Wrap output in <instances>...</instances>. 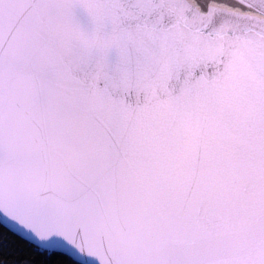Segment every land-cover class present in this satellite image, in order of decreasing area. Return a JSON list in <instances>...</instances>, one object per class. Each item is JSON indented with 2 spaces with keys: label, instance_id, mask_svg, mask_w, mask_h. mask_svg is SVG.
<instances>
[{
  "label": "water",
  "instance_id": "water-1",
  "mask_svg": "<svg viewBox=\"0 0 264 264\" xmlns=\"http://www.w3.org/2000/svg\"><path fill=\"white\" fill-rule=\"evenodd\" d=\"M0 223L79 264H264V0H0Z\"/></svg>",
  "mask_w": 264,
  "mask_h": 264
},
{
  "label": "trees",
  "instance_id": "trees-1",
  "mask_svg": "<svg viewBox=\"0 0 264 264\" xmlns=\"http://www.w3.org/2000/svg\"><path fill=\"white\" fill-rule=\"evenodd\" d=\"M0 264H79L62 253L43 250L0 223Z\"/></svg>",
  "mask_w": 264,
  "mask_h": 264
},
{
  "label": "bare ground",
  "instance_id": "bare-ground-1",
  "mask_svg": "<svg viewBox=\"0 0 264 264\" xmlns=\"http://www.w3.org/2000/svg\"><path fill=\"white\" fill-rule=\"evenodd\" d=\"M14 233V232H13ZM36 246V245H35ZM37 247H39V246H37ZM39 248H41V249H43V250H46V251H50V252H53V251H51V250H48V249H44V248H42V247H39Z\"/></svg>",
  "mask_w": 264,
  "mask_h": 264
}]
</instances>
